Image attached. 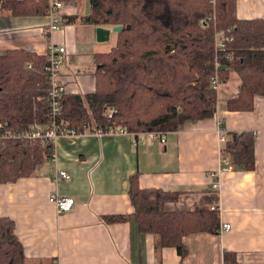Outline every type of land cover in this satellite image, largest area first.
<instances>
[{"label":"crops","instance_id":"0c3cea01","mask_svg":"<svg viewBox=\"0 0 264 264\" xmlns=\"http://www.w3.org/2000/svg\"><path fill=\"white\" fill-rule=\"evenodd\" d=\"M84 9V3L67 4L72 17L79 15L82 21L52 33L45 31L46 15L1 16L0 54L14 48L45 54L49 44H65L70 67L62 75L67 89L83 95L94 91L93 56L114 46L115 33L108 41H98L96 25L83 21L90 4L88 11ZM236 9L240 19L264 17V0H236ZM230 78L220 85L221 98L238 92L240 78L233 82ZM218 118L228 131L255 133L253 169L232 165L231 170H219ZM55 150L56 158L40 164L34 174L0 182V216L15 221L25 249L24 264H230L228 252L235 255L236 264H264V95L255 97L251 111L228 110L221 101L214 116L188 120L167 131L164 143L150 132L133 136L87 131L62 136ZM57 169L70 172L71 179L55 182ZM218 170L220 191L216 192L211 174ZM136 173L144 188L181 192L176 200L166 202V210L219 204L221 225L228 222L232 228L186 235L184 257L173 246L158 251L154 234L141 231L133 216L129 186ZM55 191L75 198L70 211L57 213L49 200ZM112 214L125 219L105 220Z\"/></svg>","mask_w":264,"mask_h":264},{"label":"trees","instance_id":"16d2710c","mask_svg":"<svg viewBox=\"0 0 264 264\" xmlns=\"http://www.w3.org/2000/svg\"><path fill=\"white\" fill-rule=\"evenodd\" d=\"M65 3L78 0H63ZM85 23L113 27L114 46L95 54V89L86 94L96 125L103 130L125 127L130 132L179 129L188 120L215 115L221 101L232 111H251L255 97L264 95V17L240 19L236 0H87ZM48 0H0L3 15H46ZM74 19H76L74 17ZM233 39L220 53L222 82L234 72L238 92L221 98L211 86L215 73V32ZM31 63L32 67H28ZM48 55L14 48L0 54V123L4 128L26 129L47 124L50 118ZM62 119L79 128L91 122L82 95L67 89L62 99ZM111 109L114 110L109 116ZM255 133L228 131L222 153L232 165L255 167ZM54 144L39 139H0V182H13L34 174L49 160ZM181 192L144 188L139 173L130 178L133 216L145 233L155 236V247H176L188 253L183 238L196 232L217 233L220 210L215 204L191 210L168 211L165 204ZM125 219L106 215L108 222ZM230 264L235 255L226 254ZM25 249L16 223L0 216V264H24Z\"/></svg>","mask_w":264,"mask_h":264},{"label":"built area","instance_id":"2783aa9c","mask_svg":"<svg viewBox=\"0 0 264 264\" xmlns=\"http://www.w3.org/2000/svg\"><path fill=\"white\" fill-rule=\"evenodd\" d=\"M49 9L46 13V16L49 20L48 25L45 27L46 32H54L55 30H63L69 25L74 23H80L82 17L77 15L74 19L73 14L66 10L67 4L63 0H48ZM232 37L224 31L216 30L215 32V73L211 77V86L217 92H219L220 85L222 84V79L219 74V70L222 67L220 62V53H226V56L231 59V54L227 53L228 43L232 41ZM49 63L45 66V74L48 78L49 90H48V99H49V113L50 118L47 124L39 125L35 124L33 127L26 129H11L4 128V124L0 123V139H39L41 141H47L54 144L56 147L57 141L59 138L65 135L75 136L83 134L84 132L90 131L94 132L97 135L107 134V133H126L133 136L150 132L154 137L159 138L161 142H166L167 131L164 130H153V131H141V132H130L125 127H115L109 130H103L102 128L97 127L96 121L94 119L93 113L89 107V104L86 100V95L80 94L83 97L84 104L88 108L90 114L91 122L83 127L74 128L69 125L68 122L62 119L63 108H62V99L67 92L68 84L63 79V69H69V54L67 46L65 44H55L51 43L48 46L47 51ZM28 67H32V64L29 63ZM114 112L113 109L109 112V116H112ZM228 132L227 128L224 125L223 119L218 118L217 120V133L219 136L220 150H221V169L231 170L232 164L228 157H225L222 153V144L226 141V133ZM134 143H137V138H134ZM56 158V150H54L50 159ZM213 172L212 176V188L214 191H220V182L218 179V172ZM71 173L65 169H57L53 176V180L58 182L60 180H70ZM49 200L54 204L58 214L65 213L70 211L74 204L75 198L68 195H61L58 192L51 193ZM213 208H218L221 211V208L218 205H213ZM232 225L228 222H224L220 226V232L230 230Z\"/></svg>","mask_w":264,"mask_h":264},{"label":"water","instance_id":"95a60500","mask_svg":"<svg viewBox=\"0 0 264 264\" xmlns=\"http://www.w3.org/2000/svg\"><path fill=\"white\" fill-rule=\"evenodd\" d=\"M123 29V25H116L113 27L96 26L97 40L100 42L108 41L112 33L119 32Z\"/></svg>","mask_w":264,"mask_h":264},{"label":"rangeland","instance_id":"374dc122","mask_svg":"<svg viewBox=\"0 0 264 264\" xmlns=\"http://www.w3.org/2000/svg\"><path fill=\"white\" fill-rule=\"evenodd\" d=\"M82 3H84V6H85L84 10L88 11L89 10V3L87 2V0H78V2H71L70 4L72 6H79V4H82ZM114 41H115V35L113 34L112 42H114ZM93 58H95V55L93 56ZM236 79L238 80L239 76L236 73L233 72L232 75H231L230 80H231V82H233ZM219 94H220V91H219Z\"/></svg>","mask_w":264,"mask_h":264}]
</instances>
